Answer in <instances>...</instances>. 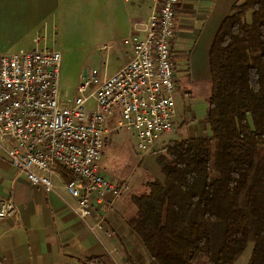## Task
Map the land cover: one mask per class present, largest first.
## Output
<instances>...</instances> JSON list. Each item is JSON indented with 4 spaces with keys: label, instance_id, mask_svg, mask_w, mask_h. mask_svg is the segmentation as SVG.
<instances>
[{
    "label": "crops",
    "instance_id": "0c3cea01",
    "mask_svg": "<svg viewBox=\"0 0 264 264\" xmlns=\"http://www.w3.org/2000/svg\"><path fill=\"white\" fill-rule=\"evenodd\" d=\"M156 1L0 0V55L34 48L60 51L54 44L63 29L65 2L70 8L75 2L77 13L85 10L89 17L106 19L105 23L95 24V36L104 42L90 48L86 55V60L99 59L103 64V71L91 68L103 80L131 59L130 39L132 36L144 38L146 20L157 12ZM239 1L180 0L176 5L170 52L177 116L170 141L209 136L203 123L210 95L208 52L220 24ZM37 37L40 38L38 45L34 43ZM103 46L110 47L107 55L99 53ZM84 71L89 70L78 69V80ZM180 93L188 99L182 111L177 110V104H181L177 98ZM196 119L202 125L196 127L192 122ZM177 125H182V134L187 137L179 136ZM119 154L126 160L119 158ZM156 157L151 154L138 161L126 136L116 144L105 163L109 170L107 178L113 183L128 180L130 193L110 206L109 197L95 204L90 223H100L101 227L91 233L63 202L74 203V200L63 189L65 183L58 173L52 179L56 191L48 192L16 172L0 153V203L10 199L16 209L14 217L0 220V264H110L115 260L113 255L123 261L125 251L133 264H141L137 253L143 240L127 222L135 215L132 197L141 183L147 178L161 179ZM145 252L149 262L155 264L148 249ZM91 259H99L100 263L90 262Z\"/></svg>",
    "mask_w": 264,
    "mask_h": 264
},
{
    "label": "trees",
    "instance_id": "16d2710c",
    "mask_svg": "<svg viewBox=\"0 0 264 264\" xmlns=\"http://www.w3.org/2000/svg\"><path fill=\"white\" fill-rule=\"evenodd\" d=\"M208 67L209 136L173 140L155 154L161 179L141 183L127 225L156 264H235L249 244L247 264H264V0L231 7ZM56 173L76 181L63 167ZM213 226L222 228L219 242Z\"/></svg>",
    "mask_w": 264,
    "mask_h": 264
},
{
    "label": "built area",
    "instance_id": "2783aa9c",
    "mask_svg": "<svg viewBox=\"0 0 264 264\" xmlns=\"http://www.w3.org/2000/svg\"><path fill=\"white\" fill-rule=\"evenodd\" d=\"M180 0H157L143 39L132 36L131 59L100 80L97 70L80 76L73 97L60 90L62 53L34 48L0 55V153L31 184L55 192L57 167L76 177L63 189L67 208L91 232L94 206L130 193L126 180H108L110 152L127 137L141 161L157 154L175 129L173 60L169 50ZM38 45L40 38H35ZM109 46L99 49L107 55ZM10 199L0 203V220L15 216Z\"/></svg>",
    "mask_w": 264,
    "mask_h": 264
},
{
    "label": "rangeland",
    "instance_id": "374dc122",
    "mask_svg": "<svg viewBox=\"0 0 264 264\" xmlns=\"http://www.w3.org/2000/svg\"><path fill=\"white\" fill-rule=\"evenodd\" d=\"M79 4L81 5L82 2H79ZM74 5L75 2L73 3L72 8H70V6L67 5V2H65L63 29L57 43L56 44L53 43L54 47L56 49H59L62 53L60 90L62 95H66L68 97H73L75 94L76 87L79 82L78 80L79 68L82 67L83 69L91 70V68L95 67L98 69L100 68L102 71L104 70L103 69L104 66L99 59L98 60L96 59L95 61L91 59L86 60V55L89 52L90 48H94L96 45L104 42L100 40L98 36H95V28H96L95 24H99L101 22L105 23L106 19L101 20L102 18L94 19L92 17H89L88 14L85 12V10L83 12L79 10V13H77L76 10L74 9ZM171 38L172 35L170 36L169 39V50H170ZM99 40L102 42H100ZM174 95H175V91H174ZM177 98L180 99L181 101V104H177V110L182 111L183 104L184 105L187 104L188 99L184 98V95H182L181 93L180 95L177 96ZM203 103L206 106V102ZM192 122L196 125V127L202 125L198 119L193 120ZM185 125L186 123L184 124V128ZM177 127L176 130L177 133H179V136L181 138L187 137L184 136V134H182V129H183L182 125H177ZM204 135L205 134L201 136ZM119 155H120L119 158L126 160L124 156H121L122 154ZM117 162L119 163V161ZM211 171H212V175H215L214 170L212 169ZM56 174L57 173L55 172V175ZM212 232L214 234L215 242H219L220 235L222 233V228L219 226H213ZM141 244L142 245L139 250L140 252L137 253L138 262L141 264H152L145 256V254L147 255V253L145 252L147 250L145 242L141 241ZM252 248H253L252 244H249L243 256L238 259L236 264H246L247 260H249L248 258L250 257L249 254ZM123 254H124L123 261L117 260L113 255L115 260H112L110 264H122V263L124 264L125 257L127 256L130 258V256L128 255V253H126V251Z\"/></svg>",
    "mask_w": 264,
    "mask_h": 264
},
{
    "label": "water",
    "instance_id": "95a60500",
    "mask_svg": "<svg viewBox=\"0 0 264 264\" xmlns=\"http://www.w3.org/2000/svg\"><path fill=\"white\" fill-rule=\"evenodd\" d=\"M83 75H85V71H84Z\"/></svg>",
    "mask_w": 264,
    "mask_h": 264
}]
</instances>
